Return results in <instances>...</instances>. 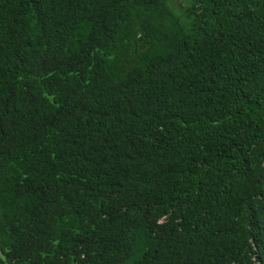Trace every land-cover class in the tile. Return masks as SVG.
Listing matches in <instances>:
<instances>
[{
  "label": "trees",
  "instance_id": "obj_1",
  "mask_svg": "<svg viewBox=\"0 0 264 264\" xmlns=\"http://www.w3.org/2000/svg\"><path fill=\"white\" fill-rule=\"evenodd\" d=\"M0 264H264V0H0Z\"/></svg>",
  "mask_w": 264,
  "mask_h": 264
},
{
  "label": "rangeland",
  "instance_id": "obj_2",
  "mask_svg": "<svg viewBox=\"0 0 264 264\" xmlns=\"http://www.w3.org/2000/svg\"><path fill=\"white\" fill-rule=\"evenodd\" d=\"M186 4L187 0H168L169 7L177 15H180V10L184 8Z\"/></svg>",
  "mask_w": 264,
  "mask_h": 264
}]
</instances>
